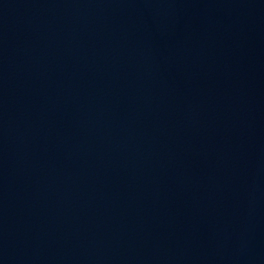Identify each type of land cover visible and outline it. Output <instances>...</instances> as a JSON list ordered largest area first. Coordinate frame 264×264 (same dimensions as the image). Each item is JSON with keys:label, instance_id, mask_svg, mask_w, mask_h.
I'll list each match as a JSON object with an SVG mask.
<instances>
[{"label": "water", "instance_id": "95a60500", "mask_svg": "<svg viewBox=\"0 0 264 264\" xmlns=\"http://www.w3.org/2000/svg\"><path fill=\"white\" fill-rule=\"evenodd\" d=\"M0 264H264V0H0Z\"/></svg>", "mask_w": 264, "mask_h": 264}]
</instances>
